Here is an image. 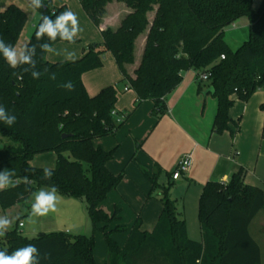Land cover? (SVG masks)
<instances>
[{"label":"trees","instance_id":"16d2710c","mask_svg":"<svg viewBox=\"0 0 264 264\" xmlns=\"http://www.w3.org/2000/svg\"><path fill=\"white\" fill-rule=\"evenodd\" d=\"M114 1L127 5L131 13L116 30L101 31L103 42L89 45L80 60L50 62L40 45L48 43L53 48L68 42L59 37L53 42L46 35L36 40L43 16L55 21L56 15L68 10L65 5L55 6L53 0H42L44 7L36 9L39 20L28 43L29 48L36 45L32 59L40 78L33 79L30 72H24L19 79L14 73L21 69L10 68L0 54V106L17 118L12 126L0 121V139L12 142L0 149V172H14L10 179L16 185L0 191V206L8 210L27 204L39 188L49 190L51 186L60 195L84 201L94 229L103 224L108 264H263L261 249L249 230L264 210L263 192L246 184L242 168L229 182L209 181L204 185L199 200L202 241L196 242L189 238L187 222L172 200V175L169 186L160 187L156 174L150 181L152 190L160 188L163 192L158 199L163 206L158 223L146 232L138 217L120 247L112 234L126 230L120 226L108 229V223L119 217L106 213L102 204L116 191L125 172L114 175L109 170L117 148L106 151L94 142L116 135L123 125L112 115L121 85L128 84L139 103L152 101V113L160 120L168 114V96L183 82V73L190 70L211 72L210 87L218 101L213 131L217 135L229 131L234 138L241 127L230 117L234 98L248 102L255 91L264 89V0L257 9L255 0H79L96 27L101 26L107 5ZM150 13H154L152 22ZM242 18L250 20V35L234 52L226 43L224 31ZM27 22V14L16 4L10 5L0 12V38L17 46ZM145 32L142 60L131 76L126 67L134 63L135 43ZM23 53L29 54L27 49ZM107 53H112L122 79L90 97L82 77L102 67ZM259 109L264 113V103ZM67 134L72 136L63 138ZM52 152L57 156L56 166L50 169L54 174L44 179V168L31 163L37 155ZM27 208L30 210L31 205ZM5 239L8 247L0 244V251L9 254L34 244L39 253L35 264H98L93 236L40 233L28 239L15 229Z\"/></svg>","mask_w":264,"mask_h":264},{"label":"crops","instance_id":"0c3cea01","mask_svg":"<svg viewBox=\"0 0 264 264\" xmlns=\"http://www.w3.org/2000/svg\"><path fill=\"white\" fill-rule=\"evenodd\" d=\"M53 1L55 6L61 7L62 5H65L68 10L75 12L79 18L80 25H82L83 28L85 26L88 29L90 37L92 40H94V37L97 34L95 31H93L92 25L95 24H93L88 18L83 7H81L79 0ZM17 2L18 0H1L0 12H2L7 6L14 5ZM129 13H131V10L126 5L117 2L109 4L108 13L102 19L101 26L96 27L100 33V37L101 31L103 30L110 28L116 30L119 28L123 22L122 20ZM28 22L27 27L29 26ZM37 22L38 19L37 21H32L31 33H26V27L20 35L16 46L18 54L25 50L24 46L29 43V39L37 26ZM229 28H231V30H228ZM249 28L250 20L248 18H242L235 22L234 25L227 27V31H229L230 34L228 35V41H226V43L234 52L248 41L250 35ZM101 38L102 39L98 44L103 42V37ZM146 38V34H142L135 43V61L132 65H127L126 67L128 73L131 76H134V72L139 68L138 66L141 63ZM225 40H227L226 32ZM88 45L89 44H87L86 48H83L84 45H82V47H78L73 45V43L63 42L57 44L53 47V52H48L47 59L53 63H64L68 57V54L74 53V61L80 60V58L84 56V52L86 51ZM103 61L102 67L96 69L95 71L88 72L82 77L83 85H85L87 93L90 97L96 96L97 93H99L104 88L119 84L118 82L122 79V75L119 68H117L112 53H107ZM195 73L196 71L194 70L183 73V82L174 90L173 93L168 96V114L162 117L160 120H157V118L152 113L154 109V103L152 101L147 100L144 101V103H139L135 92L132 89H128V84L122 85V87L120 86L121 92L118 95V102L116 104L115 111L118 114L125 115L128 118L127 120L125 119L126 121L124 120L125 122H123V125L116 135L108 136L113 137V144L110 145L107 140L103 141L100 138L94 142L96 147H102L106 151H111V146H113V148H117L116 151L119 149V154H122L123 147L127 148V154L125 155L129 156L132 153L131 160L135 157V161L133 163L136 162V165H138V169L140 170V172L137 174L139 181H144V179L146 180L143 172H146L148 177H150V175L154 177L157 174V181L163 176V173H166L169 178L181 158L186 154H192L194 161L191 169L187 174L178 179V181L186 180L187 183L185 182V184L180 185L177 189L178 192L180 189L185 190V198H187V195L191 189H195L190 196L192 203L193 201L195 202V199L197 200V198L202 195V189L209 181H218L221 183L229 182L232 175L237 173V166H240V168L246 172V184L253 187H255L256 184H261V182L254 177L253 179L258 183L255 182L256 184H254V182H251L253 179L249 175L250 167L247 166L249 169H245L247 165L246 156H244L242 152L238 151L234 145L228 147L226 141L220 139L217 137L219 135L214 133L213 123L217 114L216 110L218 101L215 98V95H212L211 93H208L206 96L201 93L200 84L202 82L198 80L199 74L195 76ZM234 100L237 101L239 99L234 98ZM263 103L264 101H261L258 104V108ZM248 111H250V109ZM261 113L262 120L256 117L257 122L260 125L258 129H256L254 137L252 138V146L249 151V155L251 156L255 149L258 150V155L260 157L261 155L264 156V140L262 139L264 113L262 111ZM230 117L235 123L239 121L240 125L243 114L235 119L233 116V110L231 109ZM226 132H224L223 135H225ZM46 154L37 155L34 159L36 161L33 162V160V164L31 163V165L36 168L40 167L53 169L56 166L57 156L54 152ZM41 160H46L49 165H44L46 167H42ZM112 161L108 166L111 172L114 171L113 166H111L113 163ZM127 167H125V169ZM125 169H123V171H125ZM259 178L262 179L264 177L260 176ZM178 181L172 180L174 185H176ZM150 185L151 187L149 189L148 199L154 198L152 196V184ZM147 187L148 186H146V190L148 189ZM109 198L107 201H105L104 205L115 204L113 203V200ZM21 206L22 205H18L14 208ZM159 206L160 208L155 210L156 216L154 220H151L153 227L147 229L142 222L143 231H152L157 225V221L163 210V206H161V204ZM179 212L181 217L185 219V212ZM138 217L141 218V215ZM256 219L250 226V234H252L251 230ZM253 238L258 243L261 253L263 254V249L259 239L255 238L254 236ZM200 241H202V236Z\"/></svg>","mask_w":264,"mask_h":264},{"label":"rangeland","instance_id":"374dc122","mask_svg":"<svg viewBox=\"0 0 264 264\" xmlns=\"http://www.w3.org/2000/svg\"><path fill=\"white\" fill-rule=\"evenodd\" d=\"M260 3L261 0H255L254 8L257 9ZM15 4L27 14L29 18V26L26 28V33H31L32 21H37V19L39 20L38 11L36 9L33 10L29 6V0H18V2ZM109 4L107 5L105 14L103 15L102 19L108 13ZM5 9H3V11ZM153 15L154 13H150L148 15V19L151 22L153 19ZM80 27L82 31L77 37L75 43H73V45L78 47H82V45H84L83 48H86L87 44L92 45L101 41L102 38L100 37V33L98 32L95 25H92L93 31H95L97 34L94 37V40H92V38L90 37L89 31L85 26L83 28L82 25H80ZM228 30H231V28H229ZM225 32L227 39L226 41H228V35L230 33L229 31H227V28ZM143 34H146V32ZM197 74L199 73L196 71L195 76ZM209 88L210 81H205V83L200 84L202 94H204ZM261 101H264V89L255 91L253 97L247 103L242 102L240 100L235 101V104L232 108L234 118L237 119L238 116L243 114L240 124L241 131L234 137V139L231 137L230 132H226L225 135L222 134L223 136L219 135L217 137L225 140L228 147L234 145L238 151L242 152L244 156H246L247 165L245 169H249L247 167L249 166V175L252 177V179L254 177L261 182V184H256L258 183L256 180L253 179L254 181H251L256 184L255 187H259L262 190L264 198V178H259L260 176L264 177V156L261 155L260 157L258 155L257 149H255L254 153H252V156L249 155V151L252 146V138L254 137L256 129H258L260 125L257 122L256 117L262 120V113L258 108V104ZM249 109L250 111H248ZM100 139L103 141L107 140L110 145L114 142L113 137H103ZM5 145H12V142L7 138L0 139V149L3 148ZM111 147L112 149H114L113 146ZM125 154H127V148L123 147L122 154H119L118 149L115 153L114 160L112 161L113 163L111 165L113 166L114 171L112 172L114 175L119 174L121 171H123V169H125V167L128 166L124 171L125 178L120 183L116 191L112 192L109 198L112 199L113 203L115 204L104 205L105 202L102 204V209L106 213L111 216L117 214V216L119 217L117 221L108 223V229L115 230L118 226H120L121 228L126 230V232H118L112 234V238L117 242L120 247L125 245L127 241L128 232L133 228L135 221L139 215H141V220L147 229L153 227V223L151 222V220H154L156 216L155 210L160 208L158 199L161 197V193H163L160 188H157L155 190H152V196L154 198L148 199L149 189L151 187L150 177H152V175L148 177L146 172H143L146 180L144 179V181H139L137 174L138 172H140V170L138 169V165H136V162L133 163L135 161V157L131 160L132 153L129 156ZM35 161L36 160H34L33 162ZM130 162L131 164L129 165ZM41 164L42 167H46L49 165L46 160H41ZM239 169L240 166H237L236 171H238ZM168 180V175L166 173H163V176L158 180V185H160V187H168ZM185 182L187 183L186 180L178 181L176 185L171 187V197L172 200L176 203V206H178L179 211L185 212L184 216L185 221L187 222L188 236L192 241L196 242L201 240V223L199 220V200L201 195L197 198V200L195 199V202L193 201L192 203L190 196L195 189H191V191L187 195V198H185V190L180 189L179 192L177 190L178 187L182 184H185ZM146 186H148L147 190ZM41 189L48 190L47 188L42 187L39 188L36 193H38ZM35 194L33 195L34 198L32 200H30L27 204H23L21 207H13L9 208L8 210H3L0 206V216H7V218L12 220V225L10 226L7 233H9V231L17 229L24 238L26 237L28 239L37 238L40 233H64L70 236L85 237L93 236L95 240L93 255L95 256L97 263L108 264V250L107 242L104 238L102 230L103 224L97 225L96 229H94V225H92L89 217L87 204L84 201L73 197L67 198L58 193L59 202L57 204L56 212L49 213V215L46 217H30L31 209L29 210L27 206L32 205V203H34ZM19 224H23V227L19 228ZM251 233L255 238L259 239V242L261 243L263 249L262 263L264 264V211L257 216L255 224L252 227ZM5 236L6 235L0 236V244L4 247H8V242L6 241Z\"/></svg>","mask_w":264,"mask_h":264},{"label":"clouds","instance_id":"9594fccd","mask_svg":"<svg viewBox=\"0 0 264 264\" xmlns=\"http://www.w3.org/2000/svg\"><path fill=\"white\" fill-rule=\"evenodd\" d=\"M29 6L35 10L44 7V4L42 0H29ZM41 21L42 23L38 25L35 33L37 41H40L46 35L53 42L59 37L62 41L75 43L82 31L77 14L71 10H65L56 15L55 21L49 16H43ZM24 47L29 52L28 55H25L23 51L18 54L16 46L5 43L3 38H0V54L3 55L6 63L12 69H21L19 73H14V75L22 79L24 72H30L33 79H39L41 73L34 70L36 65L32 59V56L35 54L36 45H31L29 48L28 44H26ZM40 47L44 52H53L52 46L48 43L41 44ZM73 57H75V54L69 53L66 62H74ZM25 64L29 65L28 69L22 68V65ZM68 86L74 90L73 83H70ZM16 119L15 115L9 114V112H6L5 107L0 106V121L8 126H12L15 124ZM53 174L49 168H44V179H51ZM13 175L14 172L7 169L0 172V191L16 186L10 179ZM25 180H27V177H25ZM58 202V190L55 186H51L49 190L41 189L35 194L34 203L31 205L30 217H46L49 213L56 212ZM11 225L12 220L7 218V216H0V236L6 235ZM38 255V248L30 243L25 247L14 250L11 254L7 250L0 251V264H35Z\"/></svg>","mask_w":264,"mask_h":264},{"label":"built area","instance_id":"2783aa9c","mask_svg":"<svg viewBox=\"0 0 264 264\" xmlns=\"http://www.w3.org/2000/svg\"><path fill=\"white\" fill-rule=\"evenodd\" d=\"M56 1H62V0H56ZM225 56L222 55L221 59H224ZM211 78V72L206 71L205 73H201L198 76V80L205 83V81H210ZM261 90V89H260ZM127 91V90H126ZM112 115H115L117 117V123L122 124L124 120L126 119L125 115H120L116 111H113ZM194 158L192 154H186L184 155L181 160L177 163V166L175 170L172 172V180L178 181L183 175L187 174L189 170L191 169L193 165ZM23 224H19V228H22Z\"/></svg>","mask_w":264,"mask_h":264},{"label":"water","instance_id":"95a60500","mask_svg":"<svg viewBox=\"0 0 264 264\" xmlns=\"http://www.w3.org/2000/svg\"><path fill=\"white\" fill-rule=\"evenodd\" d=\"M208 93H211L212 95L215 94V90L213 87H210L205 93H204V96H206ZM72 135L71 134H67V135H64L63 138H67V137H71Z\"/></svg>","mask_w":264,"mask_h":264}]
</instances>
